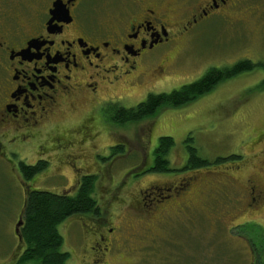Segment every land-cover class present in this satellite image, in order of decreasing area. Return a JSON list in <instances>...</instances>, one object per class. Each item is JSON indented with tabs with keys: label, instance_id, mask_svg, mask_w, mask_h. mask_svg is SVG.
<instances>
[{
	"label": "rangeland",
	"instance_id": "obj_1",
	"mask_svg": "<svg viewBox=\"0 0 264 264\" xmlns=\"http://www.w3.org/2000/svg\"><path fill=\"white\" fill-rule=\"evenodd\" d=\"M225 16L224 19L217 18L220 20L218 23L216 20L204 23L200 33L182 45L183 50L167 67L171 81L157 84L151 81L145 87L135 88L132 98L120 103L130 108L144 101L148 94L170 93L198 80L209 67L230 68L241 59L259 66L228 79L210 94L185 107L165 109L153 118L121 128H113V121H107L109 134H103L93 148L82 147L81 143L77 145L73 155L79 156L78 163L74 161L72 165L60 156L58 161L49 163L47 172L36 175L29 182L35 190L70 192L77 185L74 169L85 171L82 174H95L92 195L102 220L110 219L113 224L107 228L120 226L119 233L139 234L126 239L120 249L112 247L107 257L108 264H252V259L256 260L257 256L246 242L249 237L257 249L264 250V219L256 218L252 223L258 222L261 227L249 224L230 231L229 224L241 223L243 215L229 212L231 221L224 216L219 217L221 223L214 220L223 195L221 191L232 197L238 190H233L232 185L222 189L218 185L220 178H216L221 170L234 162L227 160L215 164L214 160L241 156L244 159L239 165L244 169L239 172V177L257 172L256 165L263 146V137H260L264 135V0H238ZM152 86L155 87L149 92L142 93L144 88ZM115 92L120 94L121 90L116 89ZM81 112L87 114L81 108L77 115L79 118L83 116ZM161 136L171 137L174 141L168 154L171 169L179 170L186 164L185 139L188 136L197 154L211 162L210 166L167 175L140 173L143 170L142 159L147 160L145 167H148L157 139ZM123 141L126 143H121ZM117 143L124 146L120 156L109 157L106 149H102L107 144ZM16 149L19 150L8 148L4 152L3 149L0 154V264H15L19 247L14 226L20 217L24 193L23 182L16 170L17 163L32 165L37 158L32 148ZM95 150L106 161H99L94 156L93 164ZM136 168L138 170L133 172ZM130 169L133 173H140L139 176L128 175ZM206 173L210 174L202 175ZM54 174L61 177L50 178ZM182 175L201 179L185 196L190 210L174 217L176 220L168 226L154 224L152 234L148 230L147 236L140 240L147 223H140L141 219L129 210L140 206L139 190L175 184L176 176ZM90 216L69 218L58 227L63 240L61 250L68 253L65 264H93V255L89 251ZM124 217L127 220L124 221ZM260 258L264 262V251Z\"/></svg>",
	"mask_w": 264,
	"mask_h": 264
},
{
	"label": "flooded vegetation",
	"instance_id": "obj_2",
	"mask_svg": "<svg viewBox=\"0 0 264 264\" xmlns=\"http://www.w3.org/2000/svg\"><path fill=\"white\" fill-rule=\"evenodd\" d=\"M237 1L0 0V154L8 148H32L37 153L33 164L43 161L49 166L61 156L73 165L79 159L73 155L78 144L93 148L103 134H109L103 111L132 98L135 88L145 87L151 81H171L167 67L183 50L182 45L200 33L207 21L218 23L217 18H226V12ZM54 4L61 7V13H52ZM153 87L144 88L142 93ZM116 89L121 90L120 94ZM81 108L87 114L81 112L83 116L79 118ZM111 126L124 127L115 123ZM262 137L257 172L239 177L244 169L239 164L244 157L236 155L234 163L216 177L220 178L218 185L222 189L228 185L233 190L238 188L232 197L218 188L223 195L214 220L221 223L219 217L224 216L231 221L229 212L244 217L241 223L229 224V231L252 224L256 218L264 219ZM121 143L107 144L102 149L109 157L120 156L111 153H115V148L124 150ZM94 156L106 161L95 150L93 164ZM155 160L152 153L149 166L145 167L147 160L142 159L140 173L154 167ZM74 171L77 181L80 175H86L77 168ZM133 172L128 170V175L140 174ZM55 177L61 176H50ZM176 177L175 184L139 190L140 206L129 210L141 219L140 223H147L140 240L147 236L146 231L152 234L154 224L168 226L176 220L174 217L190 210L185 196L201 179ZM90 217L89 251L93 264H108L112 247L120 249L126 239L139 235L119 233L120 226L107 228L113 225L110 219ZM246 239L251 243V237Z\"/></svg>",
	"mask_w": 264,
	"mask_h": 264
},
{
	"label": "trees",
	"instance_id": "obj_3",
	"mask_svg": "<svg viewBox=\"0 0 264 264\" xmlns=\"http://www.w3.org/2000/svg\"><path fill=\"white\" fill-rule=\"evenodd\" d=\"M257 66L259 65L249 60L241 59L230 68L211 67L193 83L183 85L167 94H148L144 101L134 107L125 108L121 105H110L103 111L105 121L112 120L119 126H125L153 118L165 109L185 107L210 94L228 79L241 73L251 72ZM173 146L174 141L171 137L161 136L157 139V145L153 152L156 160L154 167L150 168L148 173L166 174L172 172L167 156ZM185 149L188 158L182 170H200L210 166L211 162L197 154V149L192 145L189 136L185 139ZM122 151V147L114 149L115 154H122ZM232 159L235 157L216 158L214 163H223ZM47 168L48 163L43 161H38L33 165L17 163V171L23 182L24 200L20 213L22 224L19 227L20 242L15 264H65L68 253L61 250L63 241L58 227L72 217L100 215L99 206L92 195L94 174L89 172L86 175H80L76 187L70 192H51L31 188L29 182H32L36 175L43 173ZM252 226L257 227L254 224ZM250 249L257 256L256 260L252 259V264H264L260 258L261 252L264 250L257 249L252 242Z\"/></svg>",
	"mask_w": 264,
	"mask_h": 264
},
{
	"label": "water",
	"instance_id": "obj_4",
	"mask_svg": "<svg viewBox=\"0 0 264 264\" xmlns=\"http://www.w3.org/2000/svg\"><path fill=\"white\" fill-rule=\"evenodd\" d=\"M61 11H62L61 7H59L57 4H54L52 13L53 14L54 13H61ZM21 224H22L21 217H19L18 222L16 223L15 229H14V233L18 237L19 240H20V237H19V233H18V228L21 226Z\"/></svg>",
	"mask_w": 264,
	"mask_h": 264
}]
</instances>
